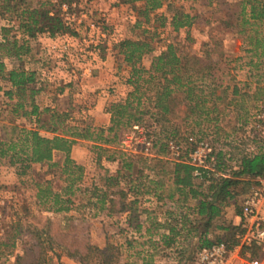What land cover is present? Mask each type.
<instances>
[{
	"label": "rangeland",
	"instance_id": "1",
	"mask_svg": "<svg viewBox=\"0 0 264 264\" xmlns=\"http://www.w3.org/2000/svg\"><path fill=\"white\" fill-rule=\"evenodd\" d=\"M31 1L34 3L36 0ZM50 2L52 6L59 8L60 16L68 28L67 32L54 37L38 33L35 37L29 38L18 28L14 19L0 16V42L3 38L2 30L9 28L11 29L9 35L15 34L19 42L25 40L29 46V53L23 55L21 60L24 68L35 74V87L40 90L34 96V101L40 110L44 108L68 110L70 113L66 120L68 125L81 126V122H90L95 126V120L99 123V96L96 97L95 94L99 91L97 72L104 59L109 57L104 67L106 66L116 80L112 84L109 80L105 83L108 86L105 93L112 98L110 102L125 97L130 88L126 84L129 68L121 61V56L117 55L115 48L124 38L148 40L155 52L164 50L169 44L174 45L180 53L202 57L210 50L211 73L204 80L196 81L197 90H202L205 96L215 90L216 95L222 98L215 102V113L223 112L226 116L219 124L221 137L215 139L211 133L207 139L217 152H224L226 157L234 160L255 150L247 126L255 112L264 107V103L254 100L246 103L249 113L247 122L243 125L234 117L236 110L234 106L227 105L234 84L238 85L241 92L249 94L254 91L257 80L264 84V77H258L263 73L262 70L255 69L250 64L257 61V54L261 49L256 52L248 51L251 49L246 39L248 27H244L245 32L239 33L242 29L239 26L241 0L177 2L194 16V20L191 26L176 31L169 24L166 7L150 12L148 18H144L139 13L144 6L142 1L119 4L118 0H79V3L74 2L71 5L59 3V0ZM62 5H66V8L64 9ZM162 15L167 18L162 20ZM253 28L259 37L264 34L263 23ZM251 34L253 35V31ZM150 60L151 54L146 55L142 64L148 68ZM0 62L4 64L5 70L19 65V61L14 58L0 57ZM116 84L118 86H115ZM9 88L10 84L0 74V124L12 119L19 126L34 128L36 126L34 118H12L10 102L4 94ZM179 97L181 98V95ZM109 103L104 106L105 112ZM184 110L185 103L182 102L179 104L177 117L169 123L156 122L149 115H144L141 124L144 134L127 130L121 140L125 143L123 145L120 143L118 149L139 154L143 137L151 139L153 144L155 142L160 144L172 138V136L165 138L164 131L168 130L171 133L173 131L169 130L173 128H177L178 132L172 139L187 148L185 137L188 136L190 127H186L181 120ZM43 117H46V114H43ZM206 124L210 125L203 122L201 127ZM197 129H194L195 132ZM41 134L50 136L44 131H41ZM196 134L198 135L192 136L195 138L201 136L199 133ZM93 146L87 141H79L72 146L71 158L83 167L82 180L78 183L81 191L71 197L72 203L69 204L71 209L60 213L47 211L45 209L47 205L39 204L35 198V182L51 180L54 189L64 186L63 177L60 178L56 167L31 164L22 174L19 164L11 165L7 158L0 159V235L6 226L18 221L22 227V234L14 252L20 254L24 252L25 258L30 259L38 256L39 252L37 248L28 245L34 242L33 235L28 230L43 229L45 235L40 241H44L41 255L47 259L45 264L100 263L99 256L92 251L88 254L89 262H79L78 254H85L87 244L101 250L108 246L115 247V251L118 252L117 258H112L106 264H142V258L145 259L144 264L149 262L186 264L200 243L195 232L190 231L189 224L181 226L182 223L193 219L192 210L195 202L190 200L184 206L168 201L159 205L152 196L145 199L142 197L141 202L135 205V212L127 210L123 214L105 216V212L97 211L98 206L93 204L91 192H84L83 189L91 190L93 186H99V177L103 170H114L118 164L116 161H107L104 156L98 160L97 150ZM156 150L157 147H153L152 155ZM165 155L167 159V153ZM62 157L61 153H55L53 161H61ZM138 165L141 166L142 162ZM232 213H234L232 205L224 207L221 218L215 221V224L221 225L222 221H230ZM146 216L148 225L153 227L159 223L161 217H164L168 224L177 223L179 228V234L175 237L177 243L165 248L147 242L144 228H137V224L144 222ZM217 233L218 231H209L206 238L213 239ZM134 236L136 239L132 241ZM126 240L132 241L131 246H127ZM9 261H12V257Z\"/></svg>",
	"mask_w": 264,
	"mask_h": 264
},
{
	"label": "trees",
	"instance_id": "2",
	"mask_svg": "<svg viewBox=\"0 0 264 264\" xmlns=\"http://www.w3.org/2000/svg\"><path fill=\"white\" fill-rule=\"evenodd\" d=\"M138 1L144 4L139 12L144 18H148L150 12L166 7L169 24L175 31L191 26L194 20V16L186 12L181 3L177 4L188 0H118L117 3L133 4ZM74 2L79 3V0H59V3L68 5ZM239 5V26L242 27L239 33L245 32L244 27H248L246 39L251 46L248 51L256 52L261 49L257 54V61L250 64L255 69L262 70L263 73L258 77L263 78L264 58L263 60L260 58L264 57V34L259 37L253 26L264 24V0H241ZM0 16L14 19L18 28L29 38L35 37L38 33L54 37L68 31L59 8L52 6L50 0H36L34 3L31 0H0ZM166 18L161 16L162 20ZM2 31L0 57L19 61L16 68L9 70H5L4 64L0 62V74L10 84V88L4 92L10 102V113L13 119L34 118L36 126L22 127L15 124L12 119L1 123L0 159L7 158L11 165L19 164L22 174L31 164L56 167L65 183L64 186L54 189L51 180L35 182V198L39 204L47 205L45 209L53 213L67 212L71 209L69 206L72 203L71 197L81 191L78 183L82 180L83 167L71 158L70 152L72 146L79 141H87L97 150L98 160L104 156L107 161H116L118 164L112 172L103 170L99 177V186H93L91 190L83 189L84 192H91L93 204L98 206L97 211L105 212L106 216L123 214L127 210L135 212L139 198L146 196H152L162 204L170 201L184 206L192 200L195 202L192 210L193 219L182 223L181 226L190 225V231H194L200 241L198 248L216 241L232 244L236 228L231 226L230 221H222L221 225L215 224V221L221 218L223 208L228 205L233 206L234 212L238 211L240 196L247 193L255 184L253 181L255 177L263 175V140L251 139L255 150L245 153L238 160L226 157L224 152H217L216 169L221 175L217 177L203 175L202 179L193 178V167L189 164L167 160L165 142L153 144L157 150L151 157L118 149L123 133L131 131L134 125L141 127L144 115H149L156 122L169 123L177 117V110L182 102L185 103V110L181 120L186 127H190L185 140L189 136L198 135L196 133L201 135L198 138L210 137L211 133L215 139L221 137L219 124L226 115L219 111L215 113V102L222 98L216 95L215 90L208 96L203 95L202 90H197L196 84L197 80H204L210 76L212 69L210 50L202 57L180 53L174 45L169 44L164 50L155 52L148 40L131 38L120 40L115 48L117 55L121 56V61L129 68L126 84L130 88L125 97L107 105L109 124L106 127H96L90 122H81V126L68 125L66 124L70 117L68 110L49 108L40 110L36 105L34 96L40 89L35 87L34 72L26 70L21 60L23 55L29 53V46L25 40L19 42L15 34L9 35L11 29L4 28ZM150 54V64L146 68L142 60L144 56ZM240 90L237 84L232 86L227 105L234 106L236 109L234 117L243 125L247 122L249 113L246 103L253 100L264 103V84L257 80L251 94ZM43 114H46V117H43ZM203 122L210 125L201 127ZM195 128H198L196 132ZM41 131L49 133L50 136L41 134ZM169 131L173 132L164 131L165 138L170 136L174 138L178 132L177 128ZM55 153L63 155L61 161H53ZM139 162H142L141 166L138 165ZM176 224H166L169 235L163 237L164 247H169L174 241L173 237L179 234ZM209 231L218 233L213 239H207ZM28 232L34 239V242L28 245L37 248L39 255L26 259L24 252L21 254L14 252L22 234V227L16 221L6 226L0 235V264L47 262L41 255L44 241L40 240L45 235L44 230L33 228ZM126 243L127 246H131L132 241L126 240ZM91 251L99 256L98 264H106L118 255L114 246L101 250L87 244L85 254H78L79 262H89L88 254ZM192 256L193 254L187 259L186 264L190 263ZM10 257L12 261H9ZM144 262L145 259L142 258V264Z\"/></svg>",
	"mask_w": 264,
	"mask_h": 264
},
{
	"label": "built area",
	"instance_id": "3",
	"mask_svg": "<svg viewBox=\"0 0 264 264\" xmlns=\"http://www.w3.org/2000/svg\"><path fill=\"white\" fill-rule=\"evenodd\" d=\"M65 9L66 5H62ZM132 133L143 135L140 126L134 125ZM251 139L264 141V107H261L250 118L247 126ZM184 148L175 139L165 141L167 159L171 162L183 161L193 167L192 176L195 179L217 177V150L207 138L189 136ZM122 145L125 141H121ZM140 153L152 155L153 142L147 137L141 140ZM251 189L240 196L238 211L232 213L231 226L236 228L232 244L216 241L208 246L200 247L194 252L189 264H264V173L253 180Z\"/></svg>",
	"mask_w": 264,
	"mask_h": 264
},
{
	"label": "crops",
	"instance_id": "4",
	"mask_svg": "<svg viewBox=\"0 0 264 264\" xmlns=\"http://www.w3.org/2000/svg\"><path fill=\"white\" fill-rule=\"evenodd\" d=\"M108 58L109 57H107V59ZM107 59L106 60L104 59L101 66L99 67V71L97 72V74L99 75V91L96 92L95 96L96 97L99 96V123L95 120L94 125L99 126V127H106L109 124V114H107L105 112L104 106L107 103H109L110 101H112V98L109 95H106V93H105V88L108 87V86H106L105 83H107L108 80L111 82V84L114 83L113 81H116L114 78L115 76L112 77V75H110V71L105 68L106 66L104 67V65H107V63H108ZM93 76H95V75H93ZM115 86H118V84H116ZM102 110H103V112H102ZM115 169L116 168H114V170ZM114 170H110V171L112 172ZM147 197H149V196L144 197V199ZM140 198H142V197H140ZM140 198H139L138 204L141 202ZM155 203L159 204V205L162 204L160 202H157L156 199H155ZM163 215H164V213H163ZM163 218L164 217H161V219H159V223H157L155 227L148 225V222H147L148 216L145 217L146 220L144 222H139V224H137V228H141V227L144 228L143 232H144L145 236H147V240H146L147 242H151L154 245H160L161 247H164V245H163V242L165 241L164 236L169 235V231H168V228L166 225L168 223L166 222L165 218L164 219ZM176 228L179 229L177 225H176ZM175 237H173L174 241L172 242V244L177 243L175 241ZM134 239H136L135 236L133 237L132 241H135Z\"/></svg>",
	"mask_w": 264,
	"mask_h": 264
}]
</instances>
